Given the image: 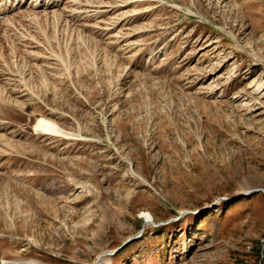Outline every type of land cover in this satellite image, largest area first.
<instances>
[{
    "label": "rangeland",
    "instance_id": "obj_1",
    "mask_svg": "<svg viewBox=\"0 0 264 264\" xmlns=\"http://www.w3.org/2000/svg\"><path fill=\"white\" fill-rule=\"evenodd\" d=\"M47 1L0 11V264H264V0Z\"/></svg>",
    "mask_w": 264,
    "mask_h": 264
},
{
    "label": "bare ground",
    "instance_id": "obj_2",
    "mask_svg": "<svg viewBox=\"0 0 264 264\" xmlns=\"http://www.w3.org/2000/svg\"><path fill=\"white\" fill-rule=\"evenodd\" d=\"M0 1H2V2H0V11H5V10L11 11L15 8L21 7L24 3V2H20V1L17 2V0H0ZM32 1H34V2L31 3V7L36 8V5L38 4L39 0H32ZM40 4L42 6L49 5L47 0L41 1ZM76 19L77 18L75 17V20ZM34 129L36 130L37 133L42 134V135H48V136H52V137H63V138L68 137V134L65 131H62L57 125H55L51 120H49L47 118H41V119L39 118V120H37V122L34 125ZM144 216L146 217V219L149 222H152L153 216L151 215V213L144 212ZM3 264H7V263H3Z\"/></svg>",
    "mask_w": 264,
    "mask_h": 264
},
{
    "label": "water",
    "instance_id": "obj_3",
    "mask_svg": "<svg viewBox=\"0 0 264 264\" xmlns=\"http://www.w3.org/2000/svg\"><path fill=\"white\" fill-rule=\"evenodd\" d=\"M255 191H259L258 189H256Z\"/></svg>",
    "mask_w": 264,
    "mask_h": 264
}]
</instances>
